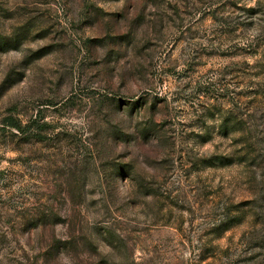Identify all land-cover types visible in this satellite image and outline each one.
Wrapping results in <instances>:
<instances>
[{
	"label": "rangeland",
	"instance_id": "374dc122",
	"mask_svg": "<svg viewBox=\"0 0 264 264\" xmlns=\"http://www.w3.org/2000/svg\"><path fill=\"white\" fill-rule=\"evenodd\" d=\"M0 264H264V0H0Z\"/></svg>",
	"mask_w": 264,
	"mask_h": 264
}]
</instances>
